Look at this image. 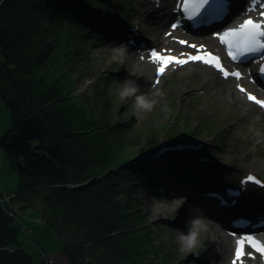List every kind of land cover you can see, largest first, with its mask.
Here are the masks:
<instances>
[{
    "label": "trees",
    "instance_id": "1",
    "mask_svg": "<svg viewBox=\"0 0 264 264\" xmlns=\"http://www.w3.org/2000/svg\"><path fill=\"white\" fill-rule=\"evenodd\" d=\"M80 1L0 0V101L9 119L0 152L17 174L15 197L0 203V264L53 263L42 249L34 259L17 242L20 226H12L11 205L35 206V198L44 222L62 236L58 240L68 264H149L154 257L153 264H163L168 249L152 241L142 212H131L117 186H126L137 174L159 185L163 173L177 175L181 166L153 172L148 158L126 163L157 143L123 156L120 146L130 139L127 124L110 122L73 94L76 46L83 41L77 26ZM47 14L51 46L45 45ZM183 134L186 141L196 140L185 130L171 131L169 140ZM98 251L106 261L95 257Z\"/></svg>",
    "mask_w": 264,
    "mask_h": 264
},
{
    "label": "rangeland",
    "instance_id": "2",
    "mask_svg": "<svg viewBox=\"0 0 264 264\" xmlns=\"http://www.w3.org/2000/svg\"><path fill=\"white\" fill-rule=\"evenodd\" d=\"M132 1L108 0L109 7L115 8L114 10L120 18L134 16L141 20V23H145L144 12L141 7H138L139 11L135 12L136 14L130 9H126V6L129 7ZM140 2L141 0H139L138 6ZM89 12L94 11L89 9ZM104 12L106 13V9H104ZM48 17L49 14H47V18L45 17L48 27L45 31L47 40L45 45L51 46L52 34L50 21H48L50 18ZM26 21L30 22L29 19ZM96 42L93 37H86L80 43V46H76L77 59L76 70H73L75 76L73 94L78 96L88 108H93L98 113L107 116L110 122L127 124L126 130L130 134V139L120 146V149L124 152L123 156L133 155L134 152L139 153L143 147L154 145L157 140L172 143V141L169 142L171 131L185 130L187 132L191 131V134L196 137L195 141L201 139L200 141L209 140L210 142L202 148L184 149L185 153L177 157V161L186 156L187 153H194L199 157V153L203 148H212L217 152L209 154L233 162L241 174H243L242 171L247 172L252 169L264 178V145L258 144L256 147L257 152H255L253 146L260 141L247 143L248 138L242 132L251 123L252 118H254L252 122L257 120V123L259 119H264V115L256 106L252 105L253 109L248 108L241 101L232 100V96H223L220 88L221 83L218 82L216 77L207 76L202 80L195 79V74L201 75L197 66L185 68L186 72L184 74H173L175 77L166 79L167 82L165 80L155 91L150 92L149 88L152 85L151 71L150 75H143L142 72L134 70L130 63L125 65V60L121 59L115 50L108 48L104 43ZM114 55H117V59H113ZM125 80H136L147 98L156 101L152 111L134 110V98L123 101L120 99L119 91ZM173 81L179 82L176 83V87L173 86ZM205 84L207 88L212 90L213 94L211 93L210 98L208 97L211 94L206 97L205 95L198 96L195 92H192L193 90L201 92ZM8 124L7 110L0 101V135ZM261 129L264 130V128ZM184 136V134L177 135L173 142H186ZM85 144H88V142H85ZM153 152L148 153L151 156L148 159L151 162L158 160L159 163H163L161 155L152 157ZM148 155L146 157L137 155L131 161H126V163L144 162ZM208 157L212 158L213 156ZM208 157H203L204 163L217 164L214 165V168H208L210 171L215 168L221 171L227 166V162L221 160L211 161ZM144 164L146 162L142 165ZM130 178L126 186H117L118 196L123 201L126 200L125 204L129 203L128 208L131 212L135 214L138 211L142 212L146 225L153 231L152 241L162 248L168 249L167 251L163 249L168 254L163 257V264H214L215 262H209V259L215 253L212 252L215 241L213 240V243H210L207 238L203 239L201 237L202 230L199 231L198 236L199 240H202L200 243L197 242L195 247L190 250L181 248L177 238L181 233L187 234L188 229H185L182 223L184 212L179 209V203L170 198L159 199L157 192L150 188L148 182L138 174ZM16 184L17 174L11 172L6 157L0 152V194L14 191ZM2 200V196H0V203H2ZM34 203L35 206L32 205L33 207L24 209L10 203L11 212L14 214L12 226H20L16 232L17 242H20L21 244H19L28 250L34 259L38 260L42 249L46 256H49L51 263L52 259L54 260L52 264H68L61 252L58 240V237L62 236L55 233L44 222L40 199L35 198ZM38 219L42 220L38 221ZM94 255L96 258L101 256V259L107 260V255L100 251L95 252ZM152 259L149 264L156 263L157 259L155 257Z\"/></svg>",
    "mask_w": 264,
    "mask_h": 264
},
{
    "label": "snow or ice",
    "instance_id": "3",
    "mask_svg": "<svg viewBox=\"0 0 264 264\" xmlns=\"http://www.w3.org/2000/svg\"><path fill=\"white\" fill-rule=\"evenodd\" d=\"M257 0H249V11L253 10ZM232 0H183L182 14L188 19L192 20L201 15H206L211 19H220L226 17L231 10ZM262 19L260 21H255L251 18L246 19L238 27L229 28L222 33H217L216 35L220 39L221 43L226 45L228 56L232 61L243 62L247 57L252 54L259 53L264 56V12L261 13ZM171 27L176 29L178 27L177 23H172ZM181 44H187V41H179ZM192 48H197L196 45H190ZM151 59L153 61H159L160 67L157 69V83H159V77L163 75L166 68L172 64L176 63L178 65L187 64L189 61H201L204 64L212 65L217 70L221 71L225 78L229 76V72L222 67L220 58L213 55L211 52L204 50V46H199L196 55L192 54H181V57L173 55H162L156 50H152L150 53ZM261 73H264V66L260 69ZM231 75L236 78L241 77V73L237 70ZM238 87H240L238 85ZM241 91H245L243 87H240ZM248 99L255 101L257 104L264 107V101L258 100L255 96L249 93ZM246 182H255L260 186H264V182L257 180L254 176L249 175L246 178ZM226 193L229 197L238 198L240 196V191H234L231 189H226ZM212 198L220 200L224 205L229 202L225 201L219 194H210ZM235 203V200H232ZM235 235V233H233ZM248 243L251 247L264 255V242H261L255 238L254 235L250 233H243L241 237L236 241L235 257L233 264H242V258L244 257V246Z\"/></svg>",
    "mask_w": 264,
    "mask_h": 264
},
{
    "label": "bare ground",
    "instance_id": "4",
    "mask_svg": "<svg viewBox=\"0 0 264 264\" xmlns=\"http://www.w3.org/2000/svg\"><path fill=\"white\" fill-rule=\"evenodd\" d=\"M163 0H158V4L159 2H162ZM159 10H162L160 13H159V16L162 20H164V16H165V13L167 14V10H165L163 8V6H161L159 8ZM165 12V13H164ZM145 28V32L143 33L144 35H148L149 33H151V31L149 30V27L146 25L144 26ZM139 29V28H138ZM126 32H129L130 34L133 35V37H138L137 34H139V31L137 29H129V30H126ZM165 39V37H164ZM208 41H213L212 39L208 40ZM144 42H150V39L149 38H146ZM142 46V44H141ZM189 64H193V63H188ZM151 65H150V62L146 61L144 62L142 65L139 66V69L142 71V74L147 76L148 73H149V69H150ZM202 70L204 71L205 74H212L214 73V70L211 69L210 67L206 66V65H202ZM170 70H166L164 72V74L162 75L161 79H163L168 73H169ZM229 80H225V81H222L221 80V84H220V88L222 90V95L225 96H232V100H239L241 101L244 106H247L248 108H252V105L249 103V101H247L246 99L243 98V96L237 92V91H234L232 90V85L230 84V82H228ZM173 86L176 87V83L178 84L179 82H175L173 81ZM156 90V87H150L149 88V91L152 92V91H155ZM212 91L210 92H206V97L211 94ZM213 94V93H212ZM212 94L208 97L210 98L212 96ZM259 108V107H258ZM260 109V108H259ZM261 113L264 115V112L260 109ZM254 120V118H252L250 121L251 123H249V125H247L244 130L242 131L246 136H247V143H254L256 140H259L260 142L259 143H256L254 144V151L257 152V149L256 147L258 146V144H263L264 145V130L261 129V128H264V119H259V122L257 123V120L256 122H252ZM262 121V123H261ZM11 172H15V170H13L10 166L8 167ZM117 169V168H116ZM7 195H9L10 198H14L15 195H16V192L15 191H9L7 192ZM192 196H195V194H193ZM32 203V202H31ZM30 205V203H28ZM208 209L210 210H214V208L212 206H210L209 203L205 202L203 203ZM183 205V203H182ZM179 209L181 210V208L179 207ZM207 214L209 215H214L216 217H219L217 216L216 214L208 211L206 212ZM194 218L196 219H199L200 220V223H201V227H200V230H202L201 232V237L203 239L207 238V241L208 242H212L215 238V235L217 234V232H215L216 230H219L218 226L213 222V221H209L207 220L206 217H202L200 216L199 214H196L194 216ZM200 241L202 240H199V237H198V240L197 242L200 243ZM225 243V246L228 245V241L225 240L224 241Z\"/></svg>",
    "mask_w": 264,
    "mask_h": 264
},
{
    "label": "clouds",
    "instance_id": "5",
    "mask_svg": "<svg viewBox=\"0 0 264 264\" xmlns=\"http://www.w3.org/2000/svg\"><path fill=\"white\" fill-rule=\"evenodd\" d=\"M123 48L118 50L117 55L123 56ZM117 55L113 59H117ZM159 95V93H157ZM119 97L123 101L128 98H134V110L150 112L153 110L156 101L149 100L147 96L141 91V86L136 80H125L123 86L119 91ZM201 223L199 219L193 218L189 222L187 234L181 233L178 236V242L182 249H192L197 244Z\"/></svg>",
    "mask_w": 264,
    "mask_h": 264
},
{
    "label": "water",
    "instance_id": "6",
    "mask_svg": "<svg viewBox=\"0 0 264 264\" xmlns=\"http://www.w3.org/2000/svg\"><path fill=\"white\" fill-rule=\"evenodd\" d=\"M176 143H178V142H176ZM176 143H174V144H167V143H165V142H163V141H161V142H157V147L156 148H158V150L157 151H155V152H158L160 149H162L163 147H165V146H173V145H175ZM199 142H195V143H191V144H198ZM153 150V149H152ZM144 156H146V155H144ZM42 219H38V221H41Z\"/></svg>",
    "mask_w": 264,
    "mask_h": 264
},
{
    "label": "built area",
    "instance_id": "7",
    "mask_svg": "<svg viewBox=\"0 0 264 264\" xmlns=\"http://www.w3.org/2000/svg\"><path fill=\"white\" fill-rule=\"evenodd\" d=\"M1 196L3 199L2 201H7L8 199H10L9 195H7V194H2Z\"/></svg>",
    "mask_w": 264,
    "mask_h": 264
}]
</instances>
